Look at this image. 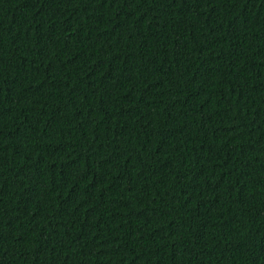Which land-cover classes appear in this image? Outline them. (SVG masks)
Masks as SVG:
<instances>
[{
    "label": "trees",
    "instance_id": "obj_1",
    "mask_svg": "<svg viewBox=\"0 0 264 264\" xmlns=\"http://www.w3.org/2000/svg\"><path fill=\"white\" fill-rule=\"evenodd\" d=\"M0 264H264V0H0Z\"/></svg>",
    "mask_w": 264,
    "mask_h": 264
}]
</instances>
